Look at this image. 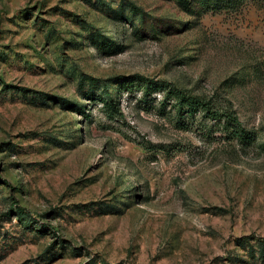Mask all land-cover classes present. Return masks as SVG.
Segmentation results:
<instances>
[{
	"label": "rangeland",
	"instance_id": "rangeland-1",
	"mask_svg": "<svg viewBox=\"0 0 264 264\" xmlns=\"http://www.w3.org/2000/svg\"><path fill=\"white\" fill-rule=\"evenodd\" d=\"M0 264H264V0H0Z\"/></svg>",
	"mask_w": 264,
	"mask_h": 264
},
{
	"label": "trees",
	"instance_id": "trees-1",
	"mask_svg": "<svg viewBox=\"0 0 264 264\" xmlns=\"http://www.w3.org/2000/svg\"><path fill=\"white\" fill-rule=\"evenodd\" d=\"M184 8L195 12L197 14H201L204 10H209L211 8L214 9H239L244 4L247 3L248 0H177ZM262 1V0H256ZM131 9L139 14H144V10L139 7L135 2H130ZM103 37V42L108 47L117 48L119 43L106 36ZM153 84L149 82L148 88H151ZM158 86V84H156ZM169 92V91H168ZM112 98V95H110ZM176 97V106L178 107V113L188 114V115H195L199 111H203L207 116L218 119L224 118L226 120L227 126L226 128L229 129L228 131L232 132L233 136L238 137L245 143H250L254 139V134L251 130L246 128L243 124L239 115L233 108H221L213 101L208 100L204 97L199 95L189 94L181 88H175V90H170V97ZM113 100V98H112ZM66 104H70L67 99L62 98ZM112 102V101H111ZM113 103V102H112ZM106 104H109L107 101ZM235 124V127L231 130L229 124Z\"/></svg>",
	"mask_w": 264,
	"mask_h": 264
}]
</instances>
